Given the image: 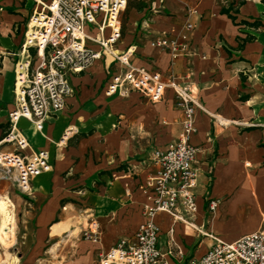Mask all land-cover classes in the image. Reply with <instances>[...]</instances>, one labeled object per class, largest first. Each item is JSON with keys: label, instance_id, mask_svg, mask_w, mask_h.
<instances>
[{"label": "crops", "instance_id": "obj_1", "mask_svg": "<svg viewBox=\"0 0 264 264\" xmlns=\"http://www.w3.org/2000/svg\"><path fill=\"white\" fill-rule=\"evenodd\" d=\"M231 1L151 0L148 8L136 9L142 17L146 11L150 16L139 21L131 16L132 30L124 36L128 0L122 38L115 46L118 53H130L129 62L136 67L158 72L166 81L189 82L201 105L195 114L197 132L191 137L198 148V209L193 217L198 230L165 213L157 217L159 246L172 261L174 254L168 251L174 239L187 257L180 264L201 257L214 244L201 232L231 242L258 230L264 217V1L236 0L241 4L232 12L234 19L222 11ZM33 8V0H0V137L15 107L12 53L21 48ZM187 21L195 28L185 55L172 59L151 45L164 32L177 34ZM102 53L88 69L70 75L74 93L61 112L47 119L43 131L25 118L19 120L31 148L47 151L51 163L50 171L32 180V200L44 198L38 233L49 227L52 237L69 232L74 239L90 224L96 229L97 223L103 234L100 244L80 241L78 251L88 258V249L102 248L98 259L119 240L132 239L143 222L146 196L141 187L154 174L153 153L178 137L183 119L171 88L159 102L134 89L126 96H107L112 77L126 72L127 66L112 53ZM68 127L74 131L60 143ZM93 184L99 185L98 191L86 189ZM82 187L96 222L86 213L78 226L71 217L78 209L72 200ZM213 199L219 201L215 212L209 209ZM58 223L68 228L53 234Z\"/></svg>", "mask_w": 264, "mask_h": 264}, {"label": "built area", "instance_id": "obj_2", "mask_svg": "<svg viewBox=\"0 0 264 264\" xmlns=\"http://www.w3.org/2000/svg\"><path fill=\"white\" fill-rule=\"evenodd\" d=\"M33 1L24 41L20 50L12 53L16 57L15 107L7 114L8 130L0 137V165L14 171L24 194H32L33 178L50 171L51 163L47 151L31 148L19 128V120L25 118L38 131H43L47 119L61 112L67 98L74 93L70 75L88 69L102 57L103 51L112 53L127 66L126 72L112 77L107 96H126L134 89L152 102H159L168 88L173 89L183 114L182 126L174 141L153 153L154 174L141 187L146 196L143 222L132 239L120 240L99 258V264H161L165 253L159 246V214H168L174 222L197 229L193 217L198 209L199 170L194 167L198 148L191 143V137L197 132L195 114L201 105L192 95L191 84L180 83L175 78L166 81L158 72L132 65L130 53H118L115 46L122 38V14L128 0ZM188 11L196 13L193 8ZM194 28V23L187 21L177 34L164 32L151 45L177 59L188 52ZM73 131L68 127L60 143ZM218 204L217 199L211 200L210 211L215 212ZM91 231L96 233L97 230L91 226ZM201 233L212 238L214 244L201 257L190 259L186 264H264V217L258 230L235 241ZM174 250L183 255L172 239L168 254H174Z\"/></svg>", "mask_w": 264, "mask_h": 264}, {"label": "rangeland", "instance_id": "obj_3", "mask_svg": "<svg viewBox=\"0 0 264 264\" xmlns=\"http://www.w3.org/2000/svg\"><path fill=\"white\" fill-rule=\"evenodd\" d=\"M156 1L159 4H164L165 2V0ZM149 4H151V0H129V7L124 16V36L130 34L129 30H132L129 24V18L131 16L137 21H139V19H146L150 16V13L146 11L147 15L142 17L136 10L141 7L148 8ZM14 79L15 76L13 74V81ZM15 177L14 171H8L0 165V194H7L10 196L15 204L16 213L15 239L0 246V260H6L10 255L16 258V264H98V257L102 248H99V251L88 249L87 253L89 254L91 251V257L83 258V251H78L80 248L78 242L87 241L91 244L99 245L103 235L99 224L96 228V233L91 231L90 224L86 230H83L74 239H70L69 232L63 233L57 237H52L49 234V227H47L46 233H38L39 226L37 225V216L40 213L44 198H38V200L33 201L32 194V196L24 194L19 189ZM84 188L82 187L81 191H78L77 196H75L76 198L72 200L78 209L76 211L74 210V214L71 217L78 226L80 225V220L83 218V214L86 213L90 215L89 218L91 222H96L94 215L87 210V208H89V202L87 199L83 198ZM86 189L90 192H96L99 190V185L93 184L91 188L89 187ZM77 190H80V188ZM77 231H79V229ZM53 248L55 249L53 250ZM174 257L172 261L165 258L161 264H180V262L182 263L187 259L186 254H178L177 250L176 253H174Z\"/></svg>", "mask_w": 264, "mask_h": 264}, {"label": "bare ground", "instance_id": "obj_4", "mask_svg": "<svg viewBox=\"0 0 264 264\" xmlns=\"http://www.w3.org/2000/svg\"><path fill=\"white\" fill-rule=\"evenodd\" d=\"M68 228V224L58 223L52 227V233H60L62 229ZM96 231V229H95ZM77 230L71 233L75 234ZM16 233L15 204L7 194H0V246L13 241ZM55 248H53L54 250ZM52 250V251H53ZM1 254V253H0ZM16 258L8 256L6 260H0V264H16Z\"/></svg>", "mask_w": 264, "mask_h": 264}, {"label": "trees", "instance_id": "obj_5", "mask_svg": "<svg viewBox=\"0 0 264 264\" xmlns=\"http://www.w3.org/2000/svg\"><path fill=\"white\" fill-rule=\"evenodd\" d=\"M264 1V0H263ZM241 4V2H238V5H236V0H232L229 5L225 8H223V12L226 14H229V16L231 18H235V16L233 15V13H237L238 12V6ZM233 12V13H232Z\"/></svg>", "mask_w": 264, "mask_h": 264}]
</instances>
